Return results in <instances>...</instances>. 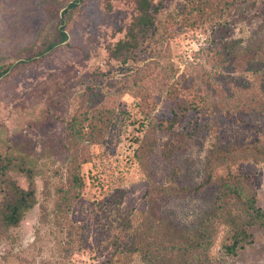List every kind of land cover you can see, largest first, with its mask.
<instances>
[{
	"label": "rangeland",
	"instance_id": "rangeland-1",
	"mask_svg": "<svg viewBox=\"0 0 264 264\" xmlns=\"http://www.w3.org/2000/svg\"><path fill=\"white\" fill-rule=\"evenodd\" d=\"M160 2L163 7L157 16L161 31L170 16L176 21L162 51L140 63L152 59L144 69L153 71L155 79L141 73L137 81L143 78L140 83L151 89L149 95L157 104L154 112L163 118L171 116L175 101H165L159 92L156 72L161 68L155 62L171 63L178 76L195 79L200 69L212 68L207 51L211 39L222 45L230 38L249 43L264 37V0H154L155 4ZM136 5L137 0H84L66 26L69 37L65 43L18 64L37 51L38 35L52 33L57 13L47 11L39 0H0V64H12L0 77V152L16 156L17 164L25 158L35 172L36 186L34 205L25 210L18 225L0 235V264L65 262L58 242L67 235L61 227V214L55 211L67 165V152L61 143L67 139L66 128L71 122L90 120L82 115L87 110L98 126L110 116L113 119L101 144L85 149L93 153L92 161L83 167L86 179L91 183L102 178L104 183L89 185L74 206L75 220L89 219L94 224L89 240L96 250V254L89 248L76 254V264H101L105 258L98 255L96 243L107 241L114 233V202L119 201L118 206L126 211L145 208L148 178L195 185L204 180L206 153L214 140L233 145L264 140V116L255 112L230 116L213 107L192 110L181 114L185 130L177 134L170 129L157 132L148 173L133 164L131 155L137 143L129 133L138 135L140 131L133 121L137 106L128 87L133 85V76L137 78L131 67L110 56L108 46L125 35L137 14ZM77 144L83 152L84 142ZM167 145L173 146L170 157L165 152ZM235 168L250 176V188L264 209V160L242 158ZM9 176L22 187L30 184L29 176L19 169H12ZM215 194L214 186L206 185L198 192L164 201L160 211L175 224L195 228L203 212L212 206ZM94 206L96 212L91 214ZM224 234L221 227L211 249L218 264H264V229H253L251 243L233 255L222 251Z\"/></svg>",
	"mask_w": 264,
	"mask_h": 264
},
{
	"label": "trees",
	"instance_id": "trees-1",
	"mask_svg": "<svg viewBox=\"0 0 264 264\" xmlns=\"http://www.w3.org/2000/svg\"><path fill=\"white\" fill-rule=\"evenodd\" d=\"M83 1L39 0L47 11L57 13L58 20L52 33L46 36L38 35L37 51L17 63L32 61L65 43L69 37L66 26ZM162 7V2L155 4L154 0H137V14L128 25L125 35L108 46L110 56L131 67V72L135 73L137 78L134 79L132 74L133 85L128 87V92L134 95L137 106L133 121L138 123L136 130L140 131L138 135L129 133L131 139L137 143L131 158L133 164H137L147 173L150 168L149 158L157 143V132L170 129L177 134L187 128V125L181 122V114L213 107L230 116L242 112H255L264 116V37H260L257 41L249 43L230 38L222 45L211 39L207 51L212 68L200 69L201 72L195 79L185 78V75L178 76L171 63L164 65L161 61L155 62L156 67L161 68L156 72L160 82L159 92L163 93L165 101H175L171 116L159 118L154 112L157 104L149 95L150 88L140 83L143 78L137 80L141 78V73L146 78L155 79L153 71L144 69L152 59L149 63H140L146 58L158 55L162 51L164 39L172 34L169 29L171 30L170 26L176 21L174 16H170L161 31L162 22L157 13ZM184 14V18H187L188 13L186 14L185 10ZM11 66L12 64L4 67L0 64V77L9 71ZM84 113L83 118L90 120L71 122L66 128L67 139H62L61 143V147L67 152V165L64 182L57 190L55 211L56 214H61V227L67 235L58 242L59 252H63L66 259L63 264H76L75 255L88 248L96 254L95 246L92 247V241L89 240V231L94 224L89 219L75 220L72 213L89 185L104 183L102 178H96L97 181L91 183L86 179L83 167L92 161L93 153L85 149L93 144H101L110 130L113 116L106 118L107 120H103L102 125L98 126L92 122V112L90 115L88 110ZM80 140L85 144L83 152H79L77 143ZM167 146L165 152L170 157L174 151L173 146ZM246 157L263 161L264 140L260 138L233 145L216 139L206 153L202 182L184 185L175 179L168 183H159L148 178L145 208L126 211L124 206H118L119 201L114 202L111 226L114 233L106 238L107 241L96 243L99 244L98 255L105 258L101 264H218L211 249L221 227L225 233L221 242L224 254H236L239 249L251 243L253 229H264V209L257 203L256 192L250 188V176L235 168L239 160ZM15 159L17 157L12 154L0 152V235L9 227L18 225L25 210L32 207L36 200L33 179L35 172L25 158L20 164H17ZM12 169H19L29 176L30 184L27 188L20 186L9 176ZM115 171L114 174L118 177V172H122V169ZM105 184L107 187L108 182ZM206 185H213L216 194L212 206L203 212L195 228L175 224L162 215L161 203L173 196L183 197L198 192ZM95 212L94 206L91 214ZM72 218L74 220L67 225Z\"/></svg>",
	"mask_w": 264,
	"mask_h": 264
}]
</instances>
